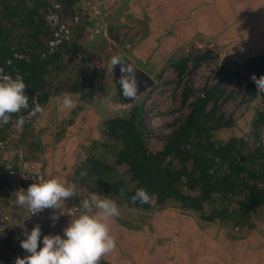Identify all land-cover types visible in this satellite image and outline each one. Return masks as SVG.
<instances>
[{
    "label": "rangeland",
    "instance_id": "1",
    "mask_svg": "<svg viewBox=\"0 0 264 264\" xmlns=\"http://www.w3.org/2000/svg\"><path fill=\"white\" fill-rule=\"evenodd\" d=\"M40 1L44 3L51 0ZM259 2H261L263 14L257 9L256 5ZM31 4L32 0H0V39H4L9 30L10 41L34 55L43 47L42 41L47 36L45 33H40L36 39L34 33L36 26L27 17V22L21 24L25 20V12L28 13L27 6H31ZM129 4H131L129 0H123L115 2L114 6H109L108 9L111 13L109 31L92 40H86L81 34L76 35L77 37L70 46L62 48L61 56L50 64L45 74V87L41 93H47L46 103L71 91L73 85L79 82L83 83L87 90L90 89L94 92L95 97L91 100L92 103L86 102L82 97L83 105L77 104L75 108L93 107L94 111L99 114V117L92 123L89 121L84 123L80 119L77 123L76 115L78 113L73 114L76 112L74 108L69 115L65 116L66 118L61 121V124L58 121H53V126L49 127L51 131L54 130L58 136L57 139L64 135L65 138L77 136L72 140L80 146L78 167L75 164L79 176H77L78 179L69 180V183L76 186V195L66 199L69 203L76 197L79 199L91 192H97L96 190L99 189L100 184L96 181L97 177L89 172L91 168L89 159H97L111 164L112 170L108 174L111 179L123 180L129 188L135 186L136 182L132 172L129 171L128 163L119 161L117 158L119 150L123 147V142L121 139L109 135L108 129L109 120L117 117L130 118L134 107L141 110L144 118L145 146L149 152H161L165 150L169 137L178 130L180 124L190 113L197 97L202 96L209 86H217L216 96L218 99L217 101L212 100L208 107L211 108L215 105L217 116H224L222 124L231 121V125L219 127L213 131V139L216 143H224L231 137L238 136L247 142V146L244 147L245 153L250 149L255 150L259 146L264 148V126L254 128L252 124L259 111L264 110L261 90L258 89V94L255 97L248 95L246 93L247 78L252 77L255 73L241 70L236 66V62H243L246 57L264 53V0H243L244 6L242 7L245 8V11L242 12L240 8L239 13L232 17L230 27L233 28L224 35L222 31L217 32V29H221L220 27H217L213 34L199 36L196 41L194 40L195 36L191 35L192 39L189 38L185 44L178 41L176 45L178 50H172L167 56L156 59L153 58V52L144 59L134 53L138 45H142L144 40L150 37L154 38L157 31L153 27L149 28L150 18L146 8L140 15L128 10ZM33 18L36 23L42 19L39 13L34 14ZM43 28H40L41 32H43ZM151 31L154 32L151 34ZM207 50L210 51L207 57L199 65H194L195 58L205 56ZM120 55L130 57L156 80L153 87L145 94L140 95L136 102L129 106L117 104L111 98L114 86L111 81L112 74L109 63ZM188 55L190 60L187 70L183 75H179L174 63ZM226 66L230 72L239 70L245 74L244 77L240 79L235 76L228 81ZM188 90L190 95L184 100V94ZM41 109L43 111L44 105ZM53 112L54 115L58 114L57 109ZM38 119L31 121V124L29 123L25 127L17 125L10 118L12 121L9 127L10 131L16 133L20 137L19 141L28 146L32 157L37 155L36 133L49 126L38 123ZM68 126L74 127L67 136ZM14 154L13 150L6 154H0V164H5L7 167L13 165ZM163 164L173 168L185 165L172 154L165 157ZM191 165L190 161L187 162L188 167ZM241 176L243 179H237L236 185L232 189L219 187L209 199L203 201V208L200 211L193 210L181 200L174 198L158 203L153 195L150 199V208L140 209L119 196H106L117 202L122 219L130 221L136 228H143V231L144 224L150 222L155 214L162 211H175L185 216L193 214L197 220L204 224L205 231L210 233L213 226H220L226 230L225 235L230 238H226L227 241L224 240V242L216 241V243L210 244L212 245L210 248L219 251L224 248L226 242L230 245H233L234 241L242 245H249L256 239L264 240V205L256 207L245 205L249 191L243 180H248V177L246 173H242ZM179 187L186 194L200 196L199 187L192 181L190 182L186 176H183L179 181ZM210 215H215L216 218L208 221L206 218ZM69 222L70 220L49 224L43 232L41 231V236L49 233L61 234ZM259 232L263 238H240ZM238 246L235 248L236 251H238ZM261 259L264 264V252ZM244 262L255 264V258H247Z\"/></svg>",
    "mask_w": 264,
    "mask_h": 264
},
{
    "label": "trees",
    "instance_id": "2",
    "mask_svg": "<svg viewBox=\"0 0 264 264\" xmlns=\"http://www.w3.org/2000/svg\"><path fill=\"white\" fill-rule=\"evenodd\" d=\"M58 1L66 7H70L79 0ZM48 2L50 1L42 3L40 0H32L31 6H27L28 13L25 12V20L21 23L22 25L25 24L27 18H29L30 22L35 24L36 39H38L40 33H45V36L50 33L45 28L43 19L36 23L33 18L34 14H38L40 9ZM41 27H44L43 32H41ZM9 33L8 30L7 36L2 40L0 39V65L2 66L5 65L9 57H12L15 50H22V46L10 41L11 34L9 36ZM66 46L68 47L70 44L65 42L54 54L47 58H41L39 55L34 54L31 62L15 61L25 83L30 86V95L36 94L42 106L46 103L48 97L47 93H41L45 87V74L50 64L61 56L62 48ZM208 53H210L209 50L205 52V56L195 58L194 65H199ZM189 60L188 55L183 56L178 62L174 63L179 75L186 72ZM236 66L241 70L254 72L255 76L259 77L264 74V53L246 57L243 62H236ZM6 69L11 68L6 67ZM226 74L228 75L226 76L228 81L235 76L241 79L245 75L239 70L230 72L227 66ZM72 89L80 91L86 101H90L95 97V93L90 89L87 90L83 83L76 82ZM217 89V86H209L202 96L197 97L190 113L180 124L178 130L169 137L165 150L161 152H149L145 146V123L142 112L138 107L133 108L130 118L117 117L109 120V135L121 139L123 142V147L119 150L117 158L119 161L128 163L129 171L132 172L136 183L133 188H129L123 180L111 179L108 176L112 170L111 164L97 159H89L91 162L89 172L97 177L96 181L100 184L99 189L96 191L103 196L115 195L124 198L136 208L148 209L151 206V201L140 203L131 200L135 191L143 187L150 194V199L155 195L158 203L174 198L181 200L191 209L200 211L203 208V201L209 199L219 187L232 189L236 185L235 181L242 178L241 174L246 173L248 180L243 181L249 195L245 205L247 207L264 205V148L259 146L257 149H250L245 153L244 147L247 146V142L242 137L233 136L224 143H216L213 139L215 129L231 125V121L222 124L224 116H217L215 105L211 108L208 107L212 100L217 101ZM246 93L252 97L258 94L257 86L251 77L247 78ZM260 94L264 100V92L261 91ZM189 95L188 90L184 94V100ZM26 113L27 109H21L20 112L11 114L10 118L16 122L22 117L24 120L22 125L27 127L29 123L25 120ZM38 114L39 118L41 111ZM11 122L9 120L5 127L10 126ZM252 124L254 128L264 126V110L259 111ZM169 154L176 156L185 165L180 168L165 166L163 161ZM189 161L192 163L191 167L187 166ZM183 176H186L190 182L192 181L194 185L199 187L200 196L186 194L180 189L179 181ZM214 218H216L215 215H210L206 219L212 221ZM100 264L109 263L101 259Z\"/></svg>",
    "mask_w": 264,
    "mask_h": 264
},
{
    "label": "crops",
    "instance_id": "3",
    "mask_svg": "<svg viewBox=\"0 0 264 264\" xmlns=\"http://www.w3.org/2000/svg\"><path fill=\"white\" fill-rule=\"evenodd\" d=\"M119 1L123 0H106L107 7L114 6L115 2ZM242 1L129 0L131 4H129L128 10L141 15L142 10L146 8L150 18L149 28L153 27L157 31L154 38L150 37L144 40L142 45H138L134 53L144 59L153 52V58L156 59L167 56L172 50H178V46H176L178 41L185 44L189 38L192 39L191 35L195 36L194 40L196 41V38L201 35L213 34L217 27L221 28L217 29V32L222 31L224 35L233 28L230 27L232 17L239 13L240 8L242 12L245 11ZM256 6L263 14L261 2ZM245 7L247 8L246 5ZM216 21L218 22L216 23ZM153 32L151 31V34ZM64 95L72 98L71 107H66L61 102ZM58 98L44 104L38 123L49 126L36 133L37 155L31 156V160L48 178L56 177L69 183L70 179H78L77 176H79L77 167L80 146L72 140L77 136L65 138L64 135L57 139L58 136L49 127L53 121H58L61 124V121L66 118L65 116L69 115L77 104L83 105L81 103L82 95L80 91L72 89ZM90 102L92 103L91 100ZM91 103L89 104L91 105ZM55 109L58 111L57 115L53 114ZM75 110L76 112L73 114L78 113L76 115L77 123L78 119L84 123L87 121L92 123L99 117L93 107L75 108ZM73 127L68 126L67 136ZM82 127L84 128V126ZM129 222L122 219L120 215L110 220L111 233L116 239L117 247L105 254L101 258L102 260L109 264H246L244 260L255 258V264H257L263 258L264 240L260 239L254 240L249 245H242L237 241L230 245L226 242L224 248L219 251L210 248L212 246L210 244L216 243V241H227L226 238L230 237L225 235L226 230L220 226H213L211 233L205 231L204 224L197 220L193 214L185 216L175 211H162L155 214L150 222L144 224V231L143 228H136ZM61 234H63V230ZM258 234L253 233L240 238H263L260 236L261 232ZM213 238L219 239L214 240ZM237 246L238 251L235 250ZM261 261L259 264H263Z\"/></svg>",
    "mask_w": 264,
    "mask_h": 264
},
{
    "label": "clouds",
    "instance_id": "4",
    "mask_svg": "<svg viewBox=\"0 0 264 264\" xmlns=\"http://www.w3.org/2000/svg\"><path fill=\"white\" fill-rule=\"evenodd\" d=\"M115 63L116 59L113 60ZM251 78L257 89L264 92V74L259 77L253 74ZM26 87L22 76H12L0 69V127L9 122L11 114L29 109ZM123 91L124 95L132 97L136 86L134 83H126ZM61 102L71 107L72 98L64 95ZM40 111L42 109L36 105L29 110V115ZM23 122L22 117L16 121L17 125ZM73 195H76L75 184L51 177L33 182L26 189L17 190L15 202L19 207H26L32 215L45 208L61 209L63 202ZM131 200L149 203L150 194L141 187L135 191ZM81 207L84 211L70 219L63 228V234L49 233L41 236V227L35 224L20 241V246L27 254L18 256L15 264H100L101 258L117 247L111 233L110 220L118 217L120 210L114 199L100 194L84 199ZM52 219H58V216L54 213Z\"/></svg>",
    "mask_w": 264,
    "mask_h": 264
},
{
    "label": "built area",
    "instance_id": "5",
    "mask_svg": "<svg viewBox=\"0 0 264 264\" xmlns=\"http://www.w3.org/2000/svg\"><path fill=\"white\" fill-rule=\"evenodd\" d=\"M39 14L45 23V28L50 32L42 41L43 47L37 52L41 58H47L54 54L65 42L71 44L79 34L86 40L106 34L111 21V13L106 0H81L70 7H66L58 0H51L40 9ZM32 56V52L25 48L17 49L12 57L6 60L5 65H0V69L12 76L17 74L22 76L15 61L31 62ZM6 67L11 69H6ZM29 87L27 85L25 89L29 95V109H27L25 120L31 123L33 120L37 121L39 114L29 115V110L36 105L41 108L42 105L36 94L30 95ZM9 127H5V125L0 127V154H6L10 150L15 152L14 164L8 165V184L0 196V264H15L18 256L27 254L20 246V241L25 238L26 232L30 231L35 224L38 223L43 232L49 224L69 221L84 211L81 207V202L84 199L90 198L93 194H100L98 191L91 192L79 199L76 197L70 203L65 200L61 209L45 208L32 215L26 207L17 206L15 202L17 190L26 189L29 184L48 179V177L36 167V164L31 160L28 146L19 141L20 137L10 131ZM54 213L58 219H52Z\"/></svg>",
    "mask_w": 264,
    "mask_h": 264
},
{
    "label": "water",
    "instance_id": "6",
    "mask_svg": "<svg viewBox=\"0 0 264 264\" xmlns=\"http://www.w3.org/2000/svg\"><path fill=\"white\" fill-rule=\"evenodd\" d=\"M115 59L117 63L113 64V61L109 63L111 81L114 86L111 98L122 106L133 105L140 95L145 94L156 84V80L127 55H120ZM126 83L135 84L134 96L124 95L123 88ZM8 179L9 168L5 164H0V192L7 186Z\"/></svg>",
    "mask_w": 264,
    "mask_h": 264
}]
</instances>
